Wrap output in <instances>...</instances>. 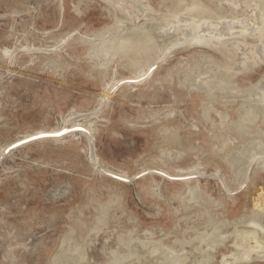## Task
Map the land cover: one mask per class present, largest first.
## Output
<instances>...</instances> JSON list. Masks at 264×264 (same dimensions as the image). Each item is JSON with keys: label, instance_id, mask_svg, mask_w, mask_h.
Listing matches in <instances>:
<instances>
[{"label": "rangeland", "instance_id": "374dc122", "mask_svg": "<svg viewBox=\"0 0 264 264\" xmlns=\"http://www.w3.org/2000/svg\"><path fill=\"white\" fill-rule=\"evenodd\" d=\"M205 1L229 8L223 0ZM172 5L0 0V264H112L114 253L129 251L134 256L123 263L163 264L137 238L176 246L175 239L203 231L210 219L227 222L221 230L229 233L253 217L264 226V203L257 202L264 196V152L247 164L231 160L264 119L241 137L231 125L240 99L219 90L210 99L195 79L210 62H231V52L192 44L160 57L177 31L151 43L134 67L119 55H96L100 38L111 39L104 31L146 23L149 13ZM259 80L264 61L232 81L249 90ZM208 102L228 113L222 128L214 111L206 116ZM62 127L82 130L20 143ZM230 239L207 264H220ZM198 256L193 250L187 262Z\"/></svg>", "mask_w": 264, "mask_h": 264}, {"label": "bare ground", "instance_id": "6f19581e", "mask_svg": "<svg viewBox=\"0 0 264 264\" xmlns=\"http://www.w3.org/2000/svg\"><path fill=\"white\" fill-rule=\"evenodd\" d=\"M223 1L228 3L229 8L219 7V5L214 8L205 0H172L173 5L168 7L166 12H155L154 14L158 16L152 17L150 13H147L146 23L129 28L116 24L111 30L104 31L102 34L110 33L111 39L100 38V48L96 50V55L101 53L107 60L119 55L126 58L129 65L134 67L147 58L146 52L151 43L162 41L171 33L177 35V31V37L162 43L160 50L164 54L160 53V57H165L164 55L175 46L192 44L206 45L214 51L231 52L233 55L231 62L225 64L210 62V66L205 69L206 73L201 77H195V79L200 78L196 84L210 99L214 95V90H219L225 98L238 97L240 99L239 107H237L239 117L232 121L231 125H234L241 137L246 134L251 135L250 124L259 118L264 119V80H259L249 90L235 87L232 80L239 72L246 71L258 62L264 61V0ZM145 7L144 11L153 12L149 6L145 5ZM228 11L231 14H227ZM246 36L251 37L256 43L248 42L245 39ZM213 65L215 67H212ZM227 100V102L234 101ZM210 110L219 116L221 128L227 124L229 119L226 111H219L211 102H208L205 105L206 116ZM245 141L244 147L236 151V156L231 158L232 164H247L252 159L255 160L256 155L264 152V128L258 130L256 136L251 135ZM259 163H264V159ZM257 202L260 205L264 203V196H259ZM261 208V210L264 209V207ZM225 225L227 222L224 221L223 226ZM223 226L210 219L203 231H197L189 238L175 239L173 244L176 246L163 242L161 238L157 240L137 238V240L142 247L151 244L149 254L161 255L158 260H161L163 264H207L213 257L211 251L224 243L227 238H231L232 249L228 254L222 253L220 264H239L253 259H264V226L260 219L257 217L249 219L247 226L243 228L234 225L230 233L221 230ZM208 227H210L209 230H207ZM187 246L190 249H187ZM193 250L197 251L199 256L194 257L193 263L191 261L188 263L187 259ZM69 252L71 254L76 252L79 257H83L77 249L69 250ZM133 256L134 253L131 251L124 257L114 253L112 256L114 261L111 263L131 264V261L123 263L122 260H128Z\"/></svg>", "mask_w": 264, "mask_h": 264}, {"label": "water", "instance_id": "95a60500", "mask_svg": "<svg viewBox=\"0 0 264 264\" xmlns=\"http://www.w3.org/2000/svg\"><path fill=\"white\" fill-rule=\"evenodd\" d=\"M73 130H82V128L81 129H75V127H62L60 130H58L56 132H43V133L34 134V135L26 138L25 140L21 141L20 143L35 140V139H40V138H57V137H60L64 134L70 132V131H73ZM115 178L120 179V180H124V181L127 180L122 176H115Z\"/></svg>", "mask_w": 264, "mask_h": 264}]
</instances>
